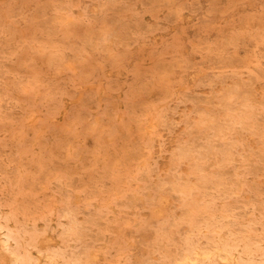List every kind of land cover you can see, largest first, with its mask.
Here are the masks:
<instances>
[{
  "label": "rangeland",
  "instance_id": "obj_1",
  "mask_svg": "<svg viewBox=\"0 0 264 264\" xmlns=\"http://www.w3.org/2000/svg\"><path fill=\"white\" fill-rule=\"evenodd\" d=\"M0 264H264V0H0Z\"/></svg>",
  "mask_w": 264,
  "mask_h": 264
}]
</instances>
